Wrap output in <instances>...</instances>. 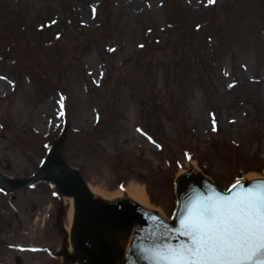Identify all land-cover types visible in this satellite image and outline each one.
Segmentation results:
<instances>
[{"label":"rangeland","instance_id":"rangeland-1","mask_svg":"<svg viewBox=\"0 0 264 264\" xmlns=\"http://www.w3.org/2000/svg\"><path fill=\"white\" fill-rule=\"evenodd\" d=\"M64 125L93 194L140 185L166 220L188 165L221 190L262 176L264 0H0L3 180L34 175ZM67 202L0 191V264H64Z\"/></svg>","mask_w":264,"mask_h":264},{"label":"water","instance_id":"water-1","mask_svg":"<svg viewBox=\"0 0 264 264\" xmlns=\"http://www.w3.org/2000/svg\"><path fill=\"white\" fill-rule=\"evenodd\" d=\"M65 135L66 127L60 137L52 142L51 150L35 175L16 182L0 180V188L7 192L37 182H47L59 195L72 198L73 221L69 234L72 251L69 253L67 250L65 235L62 250L58 253L64 264H150L146 258L147 250L186 239L178 236L175 230L197 193L211 194L215 191L229 194L220 191L203 174L190 168L175 180L177 202L170 222L127 198L105 201L88 190L77 170L65 164L62 156ZM262 180L242 184L249 187ZM16 263H19L18 259Z\"/></svg>","mask_w":264,"mask_h":264},{"label":"snow or ice","instance_id":"snow-or-ice-1","mask_svg":"<svg viewBox=\"0 0 264 264\" xmlns=\"http://www.w3.org/2000/svg\"><path fill=\"white\" fill-rule=\"evenodd\" d=\"M175 231L186 239L147 250L150 264H264V180L197 193Z\"/></svg>","mask_w":264,"mask_h":264},{"label":"bare ground","instance_id":"bare-ground-1","mask_svg":"<svg viewBox=\"0 0 264 264\" xmlns=\"http://www.w3.org/2000/svg\"><path fill=\"white\" fill-rule=\"evenodd\" d=\"M191 166L192 165L186 166V169H184V170L190 169ZM184 170L182 169L181 171H184ZM257 178H264V174L262 176L257 177ZM250 179H253V178H244L243 180H250ZM254 179H256V178H254ZM125 191H126V195H127L128 199H130L131 201L135 202L136 204H139V205H141L143 207L148 208L147 204H146L145 192H144L143 188L140 185H137V184H134V183H130L129 186H127V188L125 189ZM66 202L69 205V210L67 212L68 224L64 226V230H65V233L68 236L69 231H70V223H71V219H72V199L71 198L66 199ZM167 222H169V220H167ZM120 240L122 241L123 239L121 238ZM128 245H129V241L125 244V250L127 249ZM67 249L71 253V247H70L69 242L67 244ZM75 264H77V263H75Z\"/></svg>","mask_w":264,"mask_h":264},{"label":"trees","instance_id":"trees-1","mask_svg":"<svg viewBox=\"0 0 264 264\" xmlns=\"http://www.w3.org/2000/svg\"><path fill=\"white\" fill-rule=\"evenodd\" d=\"M200 167V166H199Z\"/></svg>","mask_w":264,"mask_h":264}]
</instances>
